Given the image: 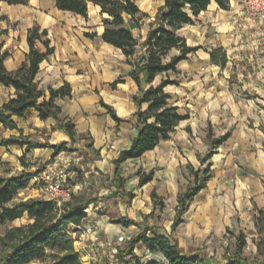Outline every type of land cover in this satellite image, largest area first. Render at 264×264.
<instances>
[{
  "label": "crops",
  "instance_id": "0c3cea01",
  "mask_svg": "<svg viewBox=\"0 0 264 264\" xmlns=\"http://www.w3.org/2000/svg\"><path fill=\"white\" fill-rule=\"evenodd\" d=\"M155 1L154 14L163 3ZM242 7V0H229L227 8L211 1L193 23L179 29L186 43L198 48L181 59L175 71H168L177 83L164 90L184 117L167 138L116 166L114 160L129 148L138 131L133 97L141 91L126 56L101 37L104 14L99 6L89 2L85 17L57 8L54 0H0V41L9 53L5 67L14 70L26 61L29 28H45L54 51L40 62L35 79L46 99L50 87L70 84L71 94L54 101L61 115L74 123L72 140L61 120L40 118L34 108L13 115L14 127L0 122V165L4 166L0 173L63 171L73 198L92 199L82 225L126 216L138 224L113 221L116 228L141 230L148 223L171 234L183 251L199 250L208 260H220L234 250L236 235L242 231L243 254L264 261V17L240 16ZM153 16L131 27L136 37L144 38ZM37 45L45 50L40 41ZM213 49L225 54L224 64L212 60ZM165 75L157 74L152 83ZM14 95L13 85L0 83V105ZM223 135L213 147V139ZM9 137L45 145L26 150V144L5 143ZM61 143L65 149L54 154L53 145ZM207 165L210 176L188 200L181 222L171 231L178 196L193 185L192 171ZM150 171L152 178L139 184ZM32 184L29 180L22 198L42 197L37 185L30 189ZM152 192L163 202L160 208ZM230 234L229 239L235 240L231 250L227 249Z\"/></svg>",
  "mask_w": 264,
  "mask_h": 264
},
{
  "label": "trees",
  "instance_id": "16d2710c",
  "mask_svg": "<svg viewBox=\"0 0 264 264\" xmlns=\"http://www.w3.org/2000/svg\"><path fill=\"white\" fill-rule=\"evenodd\" d=\"M6 1L17 3L25 0ZM54 1L57 8L85 17L89 2L98 5L101 13L104 14L102 39L118 47L126 56L127 62L132 65L130 75L141 91L140 95L133 97L138 105L135 113L138 131L129 148L120 151L114 164L118 166L127 158L138 157L144 151L153 148L160 138H167L178 121L184 117L178 112V107L170 102L169 94L164 90L167 84L177 83V80L170 78L167 73L175 71L177 63L198 48V46L188 45L179 29L186 23H193L195 17L206 9L211 1H215L222 8H227L229 0H163L150 21L143 39L136 37L131 29L132 26L139 25L140 15H146L136 0ZM27 40L29 51L26 61L14 70H8L4 65V59L9 53L2 49L0 41V83L13 85L15 88V95L0 105V122L4 126L14 127L16 123L12 119L13 115L19 116L27 109L34 108L38 111L40 118L51 116L61 120L73 140L74 123L61 115V107L54 101L55 97L71 94L70 84L64 82L57 88L50 87L49 97L46 99L35 79L40 62L54 51L47 30L35 25L28 29ZM37 41L45 46V50L40 49ZM174 49L177 52H173ZM210 54L212 60L224 64L225 54L221 52V49H213ZM159 73H166V75L157 84H153L152 81ZM143 82L149 85L144 87ZM112 85H115V82ZM107 108L116 120H120L109 105ZM225 136L213 139V147ZM4 142L26 144V150L45 145L17 137H9ZM53 147L55 154L65 149V144L61 143ZM211 152L212 150L207 157L211 155ZM192 172L194 183L178 196L171 231L181 222V215L187 207L188 200L205 185L210 176L208 165ZM32 174L22 172L18 175L5 176L0 173V224L13 221L24 214H27L29 218L26 224L11 227L0 237L4 247V250L0 251V264H26L31 260L43 259L47 256L51 257V262L46 264H83L74 245L76 238L71 234L72 230L68 226L73 225L75 230V227L81 224L92 199L71 197L61 203L44 197L15 200L19 190L28 185ZM151 178V171L145 173L140 177L139 184ZM156 197V194L152 192V198L155 200ZM112 220L125 226L138 224L134 219L121 215ZM245 236L240 231L234 250L226 251L220 260H208L206 254L199 250L183 251L171 234L156 231L153 226L146 223L139 232L128 239L124 247H118L112 264H264V261L251 259L243 254L242 248L246 244ZM137 242L142 243L150 256L144 257L134 252Z\"/></svg>",
  "mask_w": 264,
  "mask_h": 264
},
{
  "label": "rangeland",
  "instance_id": "374dc122",
  "mask_svg": "<svg viewBox=\"0 0 264 264\" xmlns=\"http://www.w3.org/2000/svg\"><path fill=\"white\" fill-rule=\"evenodd\" d=\"M150 1V2H149ZM138 6L142 10V12L146 13V15H140V22H145L147 17L149 16V20L154 15V8H155V0H136ZM150 3H152L150 5ZM148 20V21H149ZM139 33V30L136 31ZM4 168V166L0 165V171ZM32 180V179H30ZM38 186L36 182L33 181L30 189L32 187ZM39 188V186L37 187ZM25 191V193H24ZM42 196V193H40ZM24 195H27L26 187L19 190L17 193L15 200L22 198ZM43 197V196H42ZM158 197L155 199V203L160 208V205H163L162 201L157 200ZM29 221L27 214H24L22 217L14 219L13 221H7L3 224H0V237L11 227L26 224ZM89 224V225H88ZM260 225V224H259ZM69 225L68 228L71 231V234L75 236L74 245L76 250L80 254V258L83 264H112L115 261V254L117 252L118 247H124L128 239L135 235L140 229L131 228L123 229V228H116V224L109 220H105L103 222L91 221V223L85 222L84 225H80L75 227ZM263 228L262 225L259 226ZM140 228V227H139ZM143 227H141L142 229ZM150 233V232H149ZM228 235V244L227 249L231 250L234 247L235 240H230V236ZM237 236V235H236ZM4 250L2 246V242L0 240V251ZM134 252L137 255L148 257L150 254L147 252L145 247L142 245L141 242H137L135 244ZM51 262V257L47 256L43 259H34L26 264H46Z\"/></svg>",
  "mask_w": 264,
  "mask_h": 264
},
{
  "label": "built area",
  "instance_id": "2783aa9c",
  "mask_svg": "<svg viewBox=\"0 0 264 264\" xmlns=\"http://www.w3.org/2000/svg\"><path fill=\"white\" fill-rule=\"evenodd\" d=\"M242 1L243 7L240 16L250 20L264 17V0ZM31 179L38 184L44 198L54 199L57 203H61L72 197V186L63 171L39 170L32 174Z\"/></svg>",
  "mask_w": 264,
  "mask_h": 264
}]
</instances>
